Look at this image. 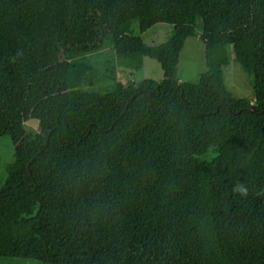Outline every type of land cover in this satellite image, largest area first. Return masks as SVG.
Returning <instances> with one entry per match:
<instances>
[{
	"label": "trees",
	"instance_id": "16d2710c",
	"mask_svg": "<svg viewBox=\"0 0 264 264\" xmlns=\"http://www.w3.org/2000/svg\"><path fill=\"white\" fill-rule=\"evenodd\" d=\"M136 24L173 30L150 46ZM199 25L207 71L184 83ZM230 48L252 99L226 86ZM107 49L131 70L156 60L164 79L87 90L117 80L83 59ZM3 137L18 161L0 189V259L264 264V0H0Z\"/></svg>",
	"mask_w": 264,
	"mask_h": 264
},
{
	"label": "rangeland",
	"instance_id": "374dc122",
	"mask_svg": "<svg viewBox=\"0 0 264 264\" xmlns=\"http://www.w3.org/2000/svg\"><path fill=\"white\" fill-rule=\"evenodd\" d=\"M135 36L142 37L146 44L158 46L163 44L171 34L173 27L165 24H158L152 29L142 34L136 24L133 27ZM203 29L199 25L196 37L189 38L181 52L178 64V78L181 82L196 84L199 77L207 71L205 59V46L202 40ZM116 56L112 49H107L94 54H87L83 59L94 64L101 71H105L109 66L116 65L117 80H108L91 89L93 91L104 92L106 89H114L117 85L127 84L134 81L139 83L144 79L162 81L164 72L161 65L156 61L146 58L144 66L140 70H131L120 67L116 64ZM224 81L228 90L236 98H253V90L247 75L235 60L233 48L229 49V65L224 69ZM114 87V88H113ZM28 126L33 131H39L36 121L28 122ZM18 161L15 146L9 137L0 138V189L6 184L8 178V167L15 165ZM0 264H37L22 260L0 259Z\"/></svg>",
	"mask_w": 264,
	"mask_h": 264
},
{
	"label": "clouds",
	"instance_id": "9594fccd",
	"mask_svg": "<svg viewBox=\"0 0 264 264\" xmlns=\"http://www.w3.org/2000/svg\"><path fill=\"white\" fill-rule=\"evenodd\" d=\"M234 193H238L241 196H246L247 195V189L244 185L238 184L236 187L233 188Z\"/></svg>",
	"mask_w": 264,
	"mask_h": 264
},
{
	"label": "crops",
	"instance_id": "0c3cea01",
	"mask_svg": "<svg viewBox=\"0 0 264 264\" xmlns=\"http://www.w3.org/2000/svg\"><path fill=\"white\" fill-rule=\"evenodd\" d=\"M146 61V60H145Z\"/></svg>",
	"mask_w": 264,
	"mask_h": 264
}]
</instances>
